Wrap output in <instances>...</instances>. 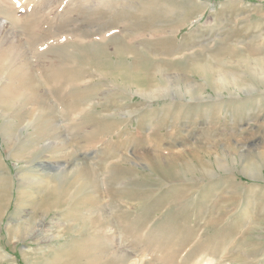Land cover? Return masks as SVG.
<instances>
[{"label": "rangeland", "instance_id": "374dc122", "mask_svg": "<svg viewBox=\"0 0 264 264\" xmlns=\"http://www.w3.org/2000/svg\"><path fill=\"white\" fill-rule=\"evenodd\" d=\"M28 1L0 0V264H264V0Z\"/></svg>", "mask_w": 264, "mask_h": 264}, {"label": "bare ground", "instance_id": "6f19581e", "mask_svg": "<svg viewBox=\"0 0 264 264\" xmlns=\"http://www.w3.org/2000/svg\"><path fill=\"white\" fill-rule=\"evenodd\" d=\"M34 2V3H40V2H43L44 0H29L28 2H27V4H30L31 2ZM49 4V2H44V5H48ZM35 5V4H34ZM2 26V21L0 20V27ZM4 29H6V30H8L6 27H4ZM1 35V34H0ZM223 73V72H222ZM218 85H219V87H223V88H227L226 86L228 85V84H233V85H239L238 83H237V81H236V78H231L233 81H231L230 79H229V76H228V78H227V75H226V77L222 74L221 76H219L218 77ZM203 97V96H202ZM168 159V158H167ZM170 161V160H169ZM168 163V162H167ZM75 176V173H64V178H66L67 180H70L71 178H72V176ZM261 175V174H260ZM74 178V177H73ZM72 178V179H73ZM71 179V180H72ZM65 180V179H64ZM67 180H65V181H67ZM66 184V183H65ZM57 189V188H56ZM60 189V188H59ZM41 223H43V220H41V222L39 223L40 224V226L41 227H36L34 230H32L28 235L29 236H31V235H33V234H35L37 231L39 232L38 234H40L41 232H42V230H43V228H42V226H43V224L41 225ZM37 226V225H36ZM213 261H214V259L213 258H208L207 260H203V262L202 263H200V264H213ZM217 263V262H216Z\"/></svg>", "mask_w": 264, "mask_h": 264}]
</instances>
